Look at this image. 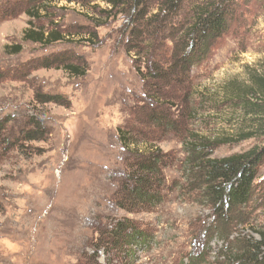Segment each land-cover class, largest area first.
<instances>
[{
    "label": "rangeland",
    "instance_id": "rangeland-1",
    "mask_svg": "<svg viewBox=\"0 0 264 264\" xmlns=\"http://www.w3.org/2000/svg\"><path fill=\"white\" fill-rule=\"evenodd\" d=\"M45 4L35 25L53 29L55 23L65 35L49 47L22 40L27 0H0V264H88L96 251L98 264H240L229 257L244 238L259 239L264 226V165L262 186L242 210L245 224L225 231L202 196L198 164L188 161L193 139L212 144L241 127L221 89L230 80L248 81L261 66L264 9L241 0L208 59L176 83L152 78L148 61L127 51L128 17L97 27L104 3L96 10L95 4ZM13 45L23 51L7 54ZM171 48L168 40L155 61L169 66ZM52 59L85 67L86 75L68 74L66 63L47 68ZM39 95L57 103L42 104ZM33 122L45 136L28 142ZM120 131L145 155L146 142L161 152L160 200L134 212L123 209L130 207L124 182L137 159L123 148ZM258 145L253 139L203 152L221 159ZM125 221L149 236L147 248L106 245L103 232ZM100 245L105 248L97 250Z\"/></svg>",
    "mask_w": 264,
    "mask_h": 264
},
{
    "label": "trees",
    "instance_id": "trees-1",
    "mask_svg": "<svg viewBox=\"0 0 264 264\" xmlns=\"http://www.w3.org/2000/svg\"><path fill=\"white\" fill-rule=\"evenodd\" d=\"M48 0H27L30 6L26 11L29 18L28 28L24 31L23 42H31L43 47H49L65 40V35L52 25L37 27L35 22H40L47 10L45 2ZM52 1V0H51ZM68 3L80 4L85 8H99L98 4L108 6L104 12L106 16H99L97 27L107 22L111 17L126 16L128 20L127 51L141 60L149 63L152 78L162 82L186 81L191 68L204 62L211 54L217 42L228 32L230 23L241 10V0H61ZM254 3L264 9V0H254ZM180 19V22L177 20ZM103 20H105L103 22ZM177 22V23H176ZM55 26V27H54ZM167 40V41H166ZM168 40L172 43L169 66L163 59L155 58L156 53L165 51ZM23 51L21 45L6 46L5 52L9 55H18ZM159 55V53H158ZM66 60H51L53 64L60 65ZM164 63L168 68L164 67ZM158 64H161L159 66ZM68 74L83 77L86 75L85 67L67 63L62 67ZM157 91V89H156ZM163 90H159L162 93ZM223 105L234 109L235 115L241 123L240 128L232 135L222 136L216 143L198 141L193 139L192 152L189 163L198 164L200 177L198 182L203 187V197L216 211L221 228L229 231L233 223L245 224L246 215L242 210L248 207L263 183L261 168L264 165V58L258 69L251 71L248 81L238 82L230 80L222 89ZM157 93V92H156ZM37 100L42 104L57 103L56 98L39 95ZM3 124V122H1ZM34 130L28 131L26 138L30 141L43 140L45 131L40 124L34 123ZM235 138V139H234ZM120 139L125 151L135 153L137 159L132 169L127 174L124 182L126 188L125 199L130 207L123 208L129 212L146 208L152 201L159 199V190L163 185L159 171L160 151H150L148 142L145 151L140 150L138 141L120 131ZM258 140L261 145L250 148L243 153H236L225 158L208 159L203 151L221 145ZM198 142V143H197ZM211 144V145H209ZM155 180V181H153ZM160 200V199H159ZM135 207V208H134ZM241 210V211H240ZM224 227V228H223ZM259 231V239L244 238L236 247L239 253L229 257L230 263L264 264V226ZM233 234V233H232ZM229 233V235H232ZM106 245L114 249L131 247L132 252L149 246L146 242L149 236L140 233L130 221L118 222L117 225L104 233ZM108 238V239H107ZM102 241V240H101ZM105 246H98V249ZM96 253L88 258V264H98ZM196 260V259H194ZM191 264H194L195 261Z\"/></svg>",
    "mask_w": 264,
    "mask_h": 264
}]
</instances>
